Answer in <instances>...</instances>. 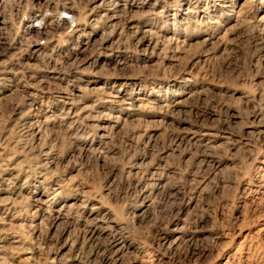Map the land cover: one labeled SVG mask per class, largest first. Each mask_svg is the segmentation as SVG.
Returning a JSON list of instances; mask_svg holds the SVG:
<instances>
[{
  "label": "rangeland",
  "instance_id": "rangeland-1",
  "mask_svg": "<svg viewBox=\"0 0 264 264\" xmlns=\"http://www.w3.org/2000/svg\"><path fill=\"white\" fill-rule=\"evenodd\" d=\"M0 264H264V0H0Z\"/></svg>",
  "mask_w": 264,
  "mask_h": 264
}]
</instances>
